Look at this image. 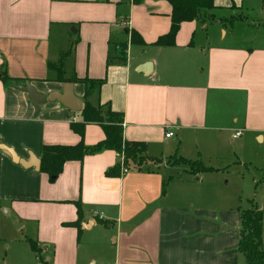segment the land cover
Here are the masks:
<instances>
[{
  "label": "crops",
  "instance_id": "1",
  "mask_svg": "<svg viewBox=\"0 0 264 264\" xmlns=\"http://www.w3.org/2000/svg\"><path fill=\"white\" fill-rule=\"evenodd\" d=\"M257 1L264 9L215 0L174 45L157 46L172 25L167 0H0L4 264H245L242 210L264 212V42L232 25ZM86 103L118 113L124 139L146 143L150 159L126 166L106 149L67 161L51 181L45 146L106 139L98 123L83 136L72 128ZM118 163L120 175L107 176Z\"/></svg>",
  "mask_w": 264,
  "mask_h": 264
},
{
  "label": "trees",
  "instance_id": "2",
  "mask_svg": "<svg viewBox=\"0 0 264 264\" xmlns=\"http://www.w3.org/2000/svg\"><path fill=\"white\" fill-rule=\"evenodd\" d=\"M145 0H133L134 4H140ZM172 5V25L169 32L162 35L155 45L172 46L176 42V36L181 24L199 18L204 10L215 8V0H167ZM135 41V38H134ZM122 47V48H121ZM126 45L120 44V58L125 60ZM66 54L60 59L58 72L60 79H63V63ZM57 67V66H56ZM102 84V80H98ZM106 113L107 116L104 114ZM82 122H72V128L81 136L84 135V128L88 123H98L102 126L106 134V139L99 144L87 147L83 141L74 146L52 145L45 146L41 161V170L46 172L51 181H55L62 172L63 166L70 160H83L88 154H96L106 149H112L122 155L124 165L131 166L132 161L137 166L142 165L150 157L147 155V144L144 142L128 141L124 139L123 126L119 114L109 109L104 112L101 108L86 103L82 109ZM132 160V161H131ZM178 162L189 163L192 167L198 162H191L186 159H179ZM200 163H198L199 165ZM122 164L118 163L110 168L106 175L115 177L120 175ZM203 170H213L200 166ZM199 169V168H198ZM193 171V170H192ZM79 212L81 210L79 207ZM263 219L264 212L257 206L242 210V222L240 229V241L238 249L244 257L245 264H264V241H263ZM31 248L38 252V247L33 240H30ZM40 264H43L42 262Z\"/></svg>",
  "mask_w": 264,
  "mask_h": 264
},
{
  "label": "rangeland",
  "instance_id": "3",
  "mask_svg": "<svg viewBox=\"0 0 264 264\" xmlns=\"http://www.w3.org/2000/svg\"><path fill=\"white\" fill-rule=\"evenodd\" d=\"M257 10H252L250 9V11H248L246 9V7H244V9H242L240 11V15L236 14L235 15V18L233 20V25H232V29L234 30V33L236 34L237 37H242V39L244 37H255L256 35H259L257 37V40H253L252 42L253 43H256V45H259V44H262L264 42V14H260L259 11L263 9V5L261 4V6H259V2L257 1ZM230 16V15H228ZM215 23V22H213ZM213 23L209 24V29L210 31L214 30V27H213ZM227 27L228 29L231 27V23L229 22L227 24ZM230 36V35H229ZM106 116L107 114L104 113ZM132 161V160H131ZM146 163V162H144ZM132 164L133 165H136L134 164V162L132 161ZM199 167L198 166H193L191 167L190 166V169L194 171V169H198ZM238 170V169H237ZM223 173L227 174L229 173V170H224L222 171ZM232 172V175L237 172H234V169L233 170H230V173ZM256 205H252V207H249L250 208H253L255 207ZM0 264H4L3 263V260L2 258L0 257ZM9 264H14L13 263V260H12V257L10 256L9 257ZM38 264V262H37Z\"/></svg>",
  "mask_w": 264,
  "mask_h": 264
},
{
  "label": "water",
  "instance_id": "4",
  "mask_svg": "<svg viewBox=\"0 0 264 264\" xmlns=\"http://www.w3.org/2000/svg\"><path fill=\"white\" fill-rule=\"evenodd\" d=\"M73 95L71 94H64L62 97L59 98L60 101H62L63 103L70 105L72 108H74V110H81V101L73 98Z\"/></svg>",
  "mask_w": 264,
  "mask_h": 264
},
{
  "label": "built area",
  "instance_id": "5",
  "mask_svg": "<svg viewBox=\"0 0 264 264\" xmlns=\"http://www.w3.org/2000/svg\"><path fill=\"white\" fill-rule=\"evenodd\" d=\"M174 135L173 132H167L166 133V136L169 138V137H172ZM242 135V132H237L234 137H238V136H241ZM123 169V173H127L129 170L127 168H122Z\"/></svg>",
  "mask_w": 264,
  "mask_h": 264
}]
</instances>
